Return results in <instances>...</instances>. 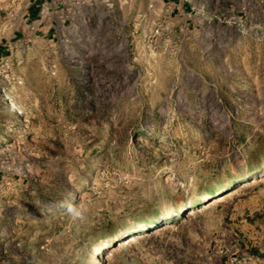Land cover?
Listing matches in <instances>:
<instances>
[{
	"label": "rangeland",
	"instance_id": "rangeland-1",
	"mask_svg": "<svg viewBox=\"0 0 264 264\" xmlns=\"http://www.w3.org/2000/svg\"><path fill=\"white\" fill-rule=\"evenodd\" d=\"M42 2L0 0V264H264V0Z\"/></svg>",
	"mask_w": 264,
	"mask_h": 264
},
{
	"label": "crops",
	"instance_id": "crops-1",
	"mask_svg": "<svg viewBox=\"0 0 264 264\" xmlns=\"http://www.w3.org/2000/svg\"><path fill=\"white\" fill-rule=\"evenodd\" d=\"M35 1H37V0H32V3ZM42 1H43L42 5L46 9V15H48V13H50V12H60L61 13L64 9V6H68V5L74 6V2H73L74 0H42ZM165 1H166L165 4L168 5L169 12H173V11L178 12L179 8H182L184 6L183 3H181L180 5H178V3H180V1L187 2L188 0H165ZM32 3L26 9V16L28 18L34 19L36 16L39 15V12L36 9L37 5H34V4L32 5ZM54 8H58V9L56 11H53ZM72 9H74V7ZM47 10H50V12H47ZM46 26L48 27V29L53 27V25L51 23L46 25ZM58 26L59 25L57 24L56 27H58ZM62 26L63 25H61V27Z\"/></svg>",
	"mask_w": 264,
	"mask_h": 264
},
{
	"label": "bare ground",
	"instance_id": "bare-ground-1",
	"mask_svg": "<svg viewBox=\"0 0 264 264\" xmlns=\"http://www.w3.org/2000/svg\"><path fill=\"white\" fill-rule=\"evenodd\" d=\"M249 185V184H248ZM248 187V186H247ZM250 187V186H249ZM190 213V212H189ZM188 213V214H189ZM193 213V212H192ZM194 214V213H193ZM130 241H132V237L131 238H128V239H126V240H124L123 242H121L119 245H117V246H120V245H123L124 243H128V242H130ZM113 251V250H112Z\"/></svg>",
	"mask_w": 264,
	"mask_h": 264
}]
</instances>
